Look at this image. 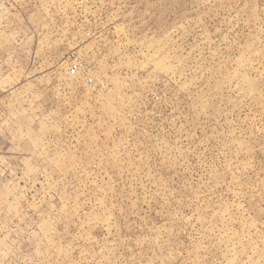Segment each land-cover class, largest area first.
I'll use <instances>...</instances> for the list:
<instances>
[{"label": "rangeland", "instance_id": "obj_1", "mask_svg": "<svg viewBox=\"0 0 264 264\" xmlns=\"http://www.w3.org/2000/svg\"><path fill=\"white\" fill-rule=\"evenodd\" d=\"M0 264H264V0H0Z\"/></svg>", "mask_w": 264, "mask_h": 264}]
</instances>
